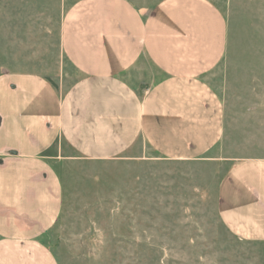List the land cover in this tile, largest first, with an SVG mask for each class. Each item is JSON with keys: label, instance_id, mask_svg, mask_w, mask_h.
<instances>
[{"label": "crops", "instance_id": "obj_1", "mask_svg": "<svg viewBox=\"0 0 264 264\" xmlns=\"http://www.w3.org/2000/svg\"><path fill=\"white\" fill-rule=\"evenodd\" d=\"M227 21L211 0H76L61 48L76 78L0 74V264H52L44 242L63 197L59 164L110 160L141 143L167 159L205 157L222 132L207 75L225 54ZM218 210L236 235L264 240V161L226 175Z\"/></svg>", "mask_w": 264, "mask_h": 264}, {"label": "rangeland", "instance_id": "obj_2", "mask_svg": "<svg viewBox=\"0 0 264 264\" xmlns=\"http://www.w3.org/2000/svg\"><path fill=\"white\" fill-rule=\"evenodd\" d=\"M75 1L0 0V74H37L65 89L77 73L62 52V21ZM211 1L228 26L225 54L207 75L222 108L219 141L192 160L141 143L92 160L56 144L62 208L43 244L52 264H264V240L236 235L218 210L230 170L264 161V0Z\"/></svg>", "mask_w": 264, "mask_h": 264}, {"label": "trees", "instance_id": "obj_3", "mask_svg": "<svg viewBox=\"0 0 264 264\" xmlns=\"http://www.w3.org/2000/svg\"><path fill=\"white\" fill-rule=\"evenodd\" d=\"M55 88H57L53 83H51Z\"/></svg>", "mask_w": 264, "mask_h": 264}]
</instances>
